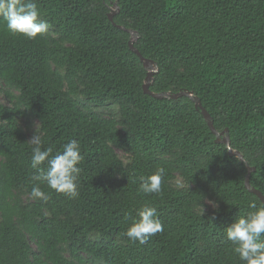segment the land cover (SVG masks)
I'll return each mask as SVG.
<instances>
[{"label": "trees", "instance_id": "1", "mask_svg": "<svg viewBox=\"0 0 264 264\" xmlns=\"http://www.w3.org/2000/svg\"><path fill=\"white\" fill-rule=\"evenodd\" d=\"M112 2L35 0L52 30L35 40L0 17V264H244L225 229L263 205L244 181L254 168L249 184L264 197V0H117L115 25ZM116 26L156 64L149 90L191 93L244 162L188 98L143 93L146 71ZM106 105L117 113L96 110ZM23 117L53 156L79 142L77 198L35 179ZM161 167L162 191L141 192ZM37 184L46 200L31 197ZM145 206L163 231L141 245L124 232Z\"/></svg>", "mask_w": 264, "mask_h": 264}, {"label": "clouds", "instance_id": "2", "mask_svg": "<svg viewBox=\"0 0 264 264\" xmlns=\"http://www.w3.org/2000/svg\"><path fill=\"white\" fill-rule=\"evenodd\" d=\"M0 17L6 22L7 32L14 37L35 40L38 36L47 34L50 28L47 21L40 19L35 0H0ZM28 143L33 145L31 166L39 169V175L35 179L70 199L77 198L81 172L78 165L83 160L79 142H68L54 156L51 147L42 150V140L38 135H33ZM45 162L46 170L40 168ZM164 175L165 169L161 167L154 174L141 177L139 190L144 194H159L162 191ZM30 195L34 199H47L39 184L32 187ZM249 207L255 211L240 216L227 227L226 239L234 245L233 252L244 264H264V205L257 207L256 203H252ZM213 208H218V205L215 204ZM137 216L138 219L124 232L133 243L143 245L152 236L163 231L156 208L145 206L138 211Z\"/></svg>", "mask_w": 264, "mask_h": 264}, {"label": "water", "instance_id": "3", "mask_svg": "<svg viewBox=\"0 0 264 264\" xmlns=\"http://www.w3.org/2000/svg\"><path fill=\"white\" fill-rule=\"evenodd\" d=\"M118 11H119V9H118V6H117V0H115V2H112L111 11L107 15L108 20L113 25H115L113 23V17H114V15L116 13H118ZM116 27L118 29H120V30H123L124 32H126V33H128L130 35L129 41H128V48H129V50L132 53H134L138 57L139 61L142 63V66H143L144 70L146 71V77H145V80H144V84L142 86L143 93L146 94V95H149V96H151L152 98H155V99H163V98H166V99H177V98H180V97L188 98L190 101L193 102L195 110H197V111H199L201 113L205 123L207 124V127L209 128V130L211 131V133L215 137V143L224 145L226 147V149L228 150V155L229 156L235 157L239 161L244 162V159H243V157H242V155L240 153L232 151L230 149V139H229L228 131L224 130L222 132H217L215 130V128L213 127V122H212L211 117L203 109V107L201 106L200 101L196 97H194L191 93L180 92V93L175 94V95H169V94H165V93L154 94V93H152L149 90V87L151 86V84L153 82V77L157 73L156 64L153 61H151V60L143 58L142 55L139 53V51L134 47V44H135V42L138 39V34L136 32H134L132 30H129V29H125V28H123L121 26H116ZM254 171H255L254 168L247 167V175L245 177L244 186H245V188H246V190L248 192H250L251 194L257 196L258 199L261 201V203L264 205V197H263V195L259 191L254 190L249 184L250 174L252 172H254Z\"/></svg>", "mask_w": 264, "mask_h": 264}, {"label": "rangeland", "instance_id": "4", "mask_svg": "<svg viewBox=\"0 0 264 264\" xmlns=\"http://www.w3.org/2000/svg\"><path fill=\"white\" fill-rule=\"evenodd\" d=\"M48 33H52V30L49 28ZM4 86L0 83V104L8 105L7 100L3 94ZM99 113H101L104 116H112L115 115L118 111V108L114 105H106L105 107L96 109ZM20 126L25 131L27 138H32L33 135H38L40 137V131H39V124L35 119L29 118V117H23L19 121ZM118 155L126 162L125 158L126 156L121 153L120 151H117ZM181 183V181H180ZM210 205V203L208 204Z\"/></svg>", "mask_w": 264, "mask_h": 264}]
</instances>
